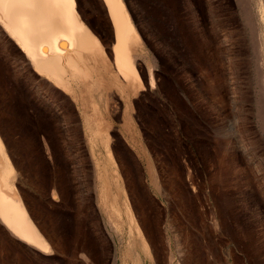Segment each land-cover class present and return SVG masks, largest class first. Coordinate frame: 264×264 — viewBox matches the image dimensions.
Returning a JSON list of instances; mask_svg holds the SVG:
<instances>
[{
  "label": "rangeland",
  "instance_id": "1",
  "mask_svg": "<svg viewBox=\"0 0 264 264\" xmlns=\"http://www.w3.org/2000/svg\"><path fill=\"white\" fill-rule=\"evenodd\" d=\"M124 1L133 94L102 0H76L105 52L74 83L48 81L0 33V138L54 248L0 221V264H264V0ZM117 194L142 228L133 249Z\"/></svg>",
  "mask_w": 264,
  "mask_h": 264
},
{
  "label": "bare ground",
  "instance_id": "2",
  "mask_svg": "<svg viewBox=\"0 0 264 264\" xmlns=\"http://www.w3.org/2000/svg\"><path fill=\"white\" fill-rule=\"evenodd\" d=\"M102 1L111 17L112 29L115 30V42L111 47L114 51V64L127 82V91L133 94L140 81L135 67V50L140 49L137 44L140 43L139 33L132 22L126 1ZM77 7L76 0H0V33L14 39L23 50L28 63H32L35 71L46 76L48 81L74 83L80 77H87L91 57L100 51L105 52L103 42L85 23L79 12L81 9L78 10ZM138 53L141 54L140 51ZM139 87L142 85L139 84ZM107 147L108 157L114 162L117 173L118 164L112 149ZM20 175L0 138V221L31 248L48 253L54 249L53 245L20 195L17 187ZM118 196L119 194L113 195L111 201L116 217L115 225L120 232L123 230L122 226L126 225L129 246L133 249L136 238L142 237V228L127 199L124 200V210L119 208Z\"/></svg>",
  "mask_w": 264,
  "mask_h": 264
}]
</instances>
